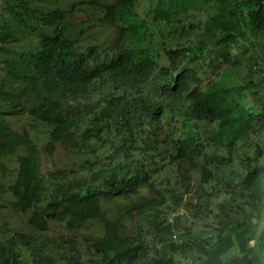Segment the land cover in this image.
<instances>
[{"label": "trees", "instance_id": "trees-1", "mask_svg": "<svg viewBox=\"0 0 264 264\" xmlns=\"http://www.w3.org/2000/svg\"><path fill=\"white\" fill-rule=\"evenodd\" d=\"M85 1L110 38L58 1L0 0L29 35L63 31L25 51L0 18V211L30 227L0 222V264H264V0ZM20 69L35 102L5 95ZM13 108L36 111L41 146Z\"/></svg>", "mask_w": 264, "mask_h": 264}, {"label": "clouds", "instance_id": "clouds-1", "mask_svg": "<svg viewBox=\"0 0 264 264\" xmlns=\"http://www.w3.org/2000/svg\"><path fill=\"white\" fill-rule=\"evenodd\" d=\"M25 1H31V0H25ZM32 8L33 10H36L40 6H50L51 3H55L56 1L59 9L61 8V4H64V10L67 11L68 16L64 19L65 22L67 23H79L81 22L83 26V31H86L88 34L91 35L93 33L92 28L94 26L90 25V21L92 20H98L99 17L101 16L102 12L99 9V6H93L92 4H88L85 0H63L62 2H59V0H32ZM75 1H79L80 5L74 4ZM92 8H96L98 10V14L96 16H93V13L90 12ZM7 10V9H6ZM2 19H8L11 25V28L13 24H16L17 27L21 30V34L17 36L16 40L17 42L15 43V47L21 50L28 51L30 48H32L34 45L36 47V42L37 41H42V40H48V42H52L54 39H57L63 34V31H61L57 25H54L53 22L44 25L47 26V29L45 30L43 36H39L38 34H28L27 32V27L19 22L14 21L13 17L11 16L10 12L7 10L3 12V15L0 16ZM1 31V28H0ZM86 35L82 36L81 44L79 48H77L79 53H84V51L88 48V45H92L90 39H85ZM5 39L2 37L0 33V47L3 45ZM12 44V43H11ZM57 56L61 57V54H57ZM6 60H11L7 55L0 53V66H4V63ZM7 64V63H6ZM21 71L20 69L18 76L14 77L9 90H7V99H9L13 103H20V102H29V101H34L35 99L38 98L40 92L39 88H37V84L39 83L37 80L33 78V75H24V78L31 80L30 83L26 81L24 78L21 76ZM0 77H3V69L0 67ZM24 80V81H23ZM10 81V80H8ZM22 81V82H21ZM35 84V85H34ZM25 88H28V92L26 94L21 93L22 90ZM44 99V90L42 91V100ZM13 110H17L16 108H13ZM27 111L22 113L19 111L18 114L11 116L8 115L10 118L9 121L13 127V130L17 133H20L24 135L26 132H31L32 136H30V139L33 143H35L38 147L41 146V141L35 134L34 130L37 127V121L32 120L30 116H32L30 113H36L35 110L32 109H26ZM63 149H60L58 152H60ZM66 151L68 154L70 152L68 150H63ZM32 152V151H31ZM30 150L27 147H21L19 148L14 155L18 156H27V159H29V156L31 155ZM56 152V153H58ZM56 153L52 156V160L55 162L57 166H60L62 168H66V166L70 165L72 161H68L67 164L60 163L54 159V156ZM7 165L11 167L12 171H15L19 168V165L17 164L15 157L11 160V158H6ZM1 166H0V171H1ZM15 173V172H14Z\"/></svg>", "mask_w": 264, "mask_h": 264}, {"label": "rangeland", "instance_id": "rangeland-1", "mask_svg": "<svg viewBox=\"0 0 264 264\" xmlns=\"http://www.w3.org/2000/svg\"><path fill=\"white\" fill-rule=\"evenodd\" d=\"M90 12L93 13V16H96L98 14V10L96 8H92ZM92 31H98L100 42L106 40V38L108 39L111 37L110 29L108 28L93 27ZM54 159L60 163L67 164V162L71 159V156L66 151L61 150L60 152L56 153ZM27 217H29L28 213L21 214L13 210L3 212L0 211V222L6 224L7 227L11 228V231L13 233H15L16 231L24 232L30 230V227L27 223ZM257 235H259V233ZM262 256L264 259V250Z\"/></svg>", "mask_w": 264, "mask_h": 264}]
</instances>
